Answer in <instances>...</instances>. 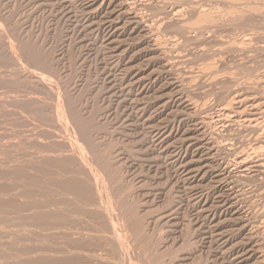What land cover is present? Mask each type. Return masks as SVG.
I'll return each instance as SVG.
<instances>
[{
  "label": "rangeland",
  "instance_id": "1",
  "mask_svg": "<svg viewBox=\"0 0 264 264\" xmlns=\"http://www.w3.org/2000/svg\"><path fill=\"white\" fill-rule=\"evenodd\" d=\"M263 164L264 0H0V264H264Z\"/></svg>",
  "mask_w": 264,
  "mask_h": 264
},
{
  "label": "bare ground",
  "instance_id": "2",
  "mask_svg": "<svg viewBox=\"0 0 264 264\" xmlns=\"http://www.w3.org/2000/svg\"><path fill=\"white\" fill-rule=\"evenodd\" d=\"M126 8H127V7H126ZM126 8H124V11L121 13L122 16H130V15H131V13H129V12L127 11ZM129 9H130V8H129ZM125 10H126V11H125ZM131 11H132V10H131ZM132 13H133V12H132ZM202 13H203V12H202ZM179 15H180V14H179ZM201 16H202V15H201ZM135 17H136V16H135ZM180 17H181V16H180ZM180 17H179V18H180ZM203 17H204V16H203ZM126 18H127V17H126ZM128 18H129V17H128ZM130 19L132 20L131 23L134 24V23H135L134 21H136V20L134 19V16H133L132 18H130ZM180 19H181V18H180ZM127 20H128V19H127ZM129 25H130V24H129ZM137 25H138V24H137ZM116 26H117V25H116ZM130 27H132V26H130ZM201 27H202V26H201ZM119 29H121V28H119ZM154 41H155V40H154ZM153 43H155V42H153ZM155 45H156V44H155ZM151 46H152V45H151ZM128 71H129V70H128ZM139 81H140V80H139ZM63 83H64V82H63ZM57 85H58V84H57ZM40 94H41V93H40ZM65 97H66V96H65ZM237 101H238V100H237ZM240 101H241V100H240ZM242 101H243V100H242ZM242 101H241L240 103H242ZM249 101H250V100H249ZM189 102H190V101H189ZM234 102H235V100H234ZM243 102H244V101H243ZM246 102H247V101H246ZM232 103H233V102H232ZM190 104H192V102H191ZM257 104H259V103H257ZM187 105H188V104H187ZM194 105H196V104H194ZM208 105H209V104H208ZM232 105H233V104H232ZM232 105H231V106H232ZM255 105H256V104H255ZM192 106H193V105H192ZM251 106H252V104H251ZM72 107H73V106H72ZM193 107H195V106H193ZM196 107H197V106H196ZM196 107H195V108H196ZM227 107H228V106H227ZM229 108H230V107H229ZM257 108H258V107H256V109H257ZM224 109H225V108H224ZM227 109H228V108H227ZM243 109L246 110V108H243ZM196 110H197V108H196ZM233 110H234V109H233ZM237 110H238V109H237ZM237 110H235V111H237ZM240 110H241V109H240ZM251 111H252V110H251ZM261 111H262V110H261ZM193 112H195V109H194ZM227 112H228V110H227ZM231 112H232V111H231ZM241 112H244V111H241ZM196 113H197V112H196ZM244 113H246V112H244ZM255 113H256V112H255ZM257 113H258V112H257ZM257 113H256V114H257ZM188 114H189V113H188ZM224 114H225V113H224ZM228 114H230V113H227V114H226V117H227ZM236 114H237V112H236ZM250 114H252V113H250ZM189 115H190V114H189ZM197 115H198V114H197ZM230 115H231V114H230ZM245 115H246V114H245ZM254 115H255V114H254ZM254 115H253V116H254ZM191 116H192V115H191ZM193 116H194V115H193ZM195 116H196V115H195ZM233 116H234V115H233ZM233 116H232V117H233ZM247 116H248V115H247ZM72 117H73V116H72ZM235 117H236V116H235ZM258 117H259V116H258ZM74 118H75V117H74ZM186 118H187V117H186ZM191 118H192V117H191ZM220 118H221V117H220ZM224 118H225V117H224ZM224 118H223V119H224ZM77 120H78V119H77ZM77 120H76V121H77ZM89 120H90V119H89ZM200 120H201V119H200ZM231 120H232V118H231ZM231 120H230V122H231ZM224 121H225V120H224ZM228 121H229V120H228ZM250 121H251V120H250ZM250 121H249V122H250ZM90 122H91V121H90ZM253 122H254V121H253ZM231 123H232V122H231ZM251 123H252V122H250V124H251ZM254 123H255V122H254ZM78 124H79V123H78ZM224 124H225V123H224ZM20 125H21V124H20ZM255 125H256V124H255ZM224 126H225V125H224ZM260 126H261V125H260ZM221 127H222V126H221ZM254 128H257V127H254ZM261 128H262V127H261ZM188 132H189V131H188ZM124 133H125V132H124ZM48 135H49V134H48ZM203 135H204V134H203ZM190 137H191V136H190ZM195 137H196V136H195ZM193 138H194V136H193ZM194 139H195V138H194ZM258 139H259V138H258ZM105 140H106V139H105ZM181 140H182V139H181ZM181 140H180V141H181ZM191 140H192V139H191ZM196 140H197V139H196ZM88 142H89V141H88ZM195 142H196V141H195ZM195 142H194V144H195ZM53 143H54V142H53ZM182 144H183V143H182ZM184 145H185V144H184ZM181 146H182V145H181ZM190 146H191V145H190ZM214 146H215V145H214ZM49 148H50V147H49ZM202 148H203V147H202ZM202 148H201V149H202ZM85 149H86V148H85ZM104 149H105V148H104ZM256 149H259V148H256ZM262 149H263V148H262ZM19 150H20V149H19ZM199 150H200V148H199ZM199 150H198V151H199ZM209 150H210V148H209ZM6 151H7V150H6ZM129 151H131V150H129ZM259 151H260V149H259ZM255 152H256V151H255ZM32 153H33V151H32ZM242 154H243V153H242ZM255 154H256V153H255ZM255 154H254V155H255ZM60 155H61V154H60ZM65 155H66V154H65ZM245 155H246V154H245ZM258 155H259V154H258ZM2 156H3V155H2ZM54 156H55V155H54ZM207 156H209V154H208ZM207 156H206V157H207ZM59 157H60V156H59ZM244 157H245V156H244ZM63 158H64V157H63ZM71 158H72V157H71ZM254 158H255V157H254ZM51 159H52V158H51ZM54 159H55V158H54ZM260 159H261V158H260ZM39 160H40V159H39ZM201 160H202V159H201ZM258 160H259V156H258ZM24 161H25V160H24ZM24 161H23V162H24ZM47 161H49V160H47ZM54 161H55V160H54ZM197 161H198V160H197ZM206 161H207V160H206ZM244 161H246V160H244ZM35 162H36V161H35ZM39 162H40V161H39ZM44 162H45V160H44ZM49 162H50V161H49ZM241 162H243V161H241ZM21 163H22V162H21ZM31 163H32V162H31ZM45 163H47V162H45ZM52 163H53V162H52ZM56 163H57V162H56ZM56 163H55V164H56ZM62 163H63V162L61 161V164H62ZM243 163H244V162H243ZM243 163H242V164H243ZM261 163H263V162H261ZM32 164H33V163H32ZM35 164H36V163H35ZM42 164H43V163H42ZM108 164H109V163H108ZM29 165H30V164H29ZM43 165H44V164H43ZM45 165H47V164H45ZM48 165H50V164H48ZM48 165H47V166H48ZM185 165H186V164H185ZM188 165H189V164H188ZM207 165H208V164H207ZM209 165H210V164H209ZM251 165H252V164H251ZM260 165L262 166V164H259L258 166H260ZM263 165H264V164H263ZM17 166H18V165H17ZM25 166H26V165H25ZM32 166H33V165H32ZM51 166H52V165H51ZM65 166H66V165H65ZM245 166H247V164H246ZM256 166H257V165H256ZM21 167H22V166H21ZM21 167H20V168H21ZM23 167H24V166H23ZM43 167H44V166H43ZM206 167H207V166H206ZM28 168H29V167H28ZM35 168H36V167H35ZM62 168H64V166H63ZM66 168H67V166H66ZM211 168H212V166H211ZM16 169H17V167H16ZM32 169H33V168H32ZM37 169H38V168H37ZM192 169H193V168H192ZM201 169H202V168H201ZM247 169H248V168H247ZM254 169H255V168H254ZM1 170H2V169H1ZM38 170H39V169H38ZM41 170H42V168H41ZM44 170H45V168H44ZM55 170H57V169H55ZM63 170H66V171H67L68 169H63ZM193 170H194V169H193ZM196 170H197V169H196ZM252 170H253V169H252ZM18 171H19V170H18ZM39 171H40V170H39ZM39 171H38V172H39ZM61 171H62V170H61ZM261 171H262V170H261ZM16 172H17V171H16ZM22 172H23V171H22ZM46 172H49V171H46ZM46 172H45V173H46ZM82 172H83V171H82ZM188 172H189V171H188ZM196 172H197V171H196ZM259 172H260V171H259ZM262 172H263V171H262ZM262 172H261V173H262ZM28 173H29V172H28ZM41 173H43V172H41ZM59 173L61 174L60 171H59ZM59 173H58V174H59ZM62 173H63V172H62ZM205 173H206V172H205ZM19 174H20V173H19ZM43 174H44V173H43ZM46 174H47V173H46ZM56 174H57V172H56ZM197 174H198V173H197ZM61 176H62V175H61ZM66 176H67V175H66ZM192 176H193V175H192ZM192 176H191V177H192ZM196 176H197V175H196ZM38 177H39V175H38ZM42 177H43V176H42ZM49 177H50V176H49ZM186 178H187V177H186ZM188 178H189V176H188ZM7 179H8V178H7ZM35 179H36V178H35ZM52 179H53V178H52ZM189 179H190V178H189ZM194 180H195V179H194ZM2 181H3V180H2ZM68 181H69V180H68ZM23 182H24V181H23ZM32 182H33V181H32ZM55 182H56V181H55ZM3 183H4V182H3ZM59 183H60V182H59ZM61 183H62V185H63L64 182L61 180ZM61 183H60V184H61ZM69 184H70V183H69ZM64 186H66V185H64ZM64 186H63V187H64ZM190 188H193V186L190 187ZM190 188H189V189H190ZM202 188H203V187H202ZM36 189H37V188H36ZM0 190H1V189H0ZM193 190H194V189H193ZM190 191H191V190H190ZM203 193H204V192H203ZM53 194H54V193H53ZM189 194H190V193H189ZM7 195H9V194H7ZM67 195H68V194H67ZM89 195H90V194H89ZM30 196H31V195H30ZM24 197H25V196H24ZM87 197H88V196H87ZM42 201H43V200H42ZM87 203H88V202H87ZM217 203H218V202H217ZM25 206H26V205H25ZM47 206H48V205H47ZM58 206H59V205H58ZM55 208H56V207H55ZM128 210H129V209H128ZM62 213H63V212H62ZM98 213H99V212H98ZM130 213H131V212H130ZM36 214H37V213H36ZM36 214H35V215H36ZM38 214H40V213H38ZM44 214H45V213H44ZM58 214H59V212H58ZM60 214H61V213H60ZM33 215H34V214H33ZM63 215H66V214H62V216H63ZM73 215H74V214H73ZM54 216H55V215H54ZM131 216H132V214H131ZM66 217H67V216H66ZM240 217H241V216H240ZM32 218H33V217H32ZM35 218H37V217H35ZM40 218H41V217H40ZM40 218H39V219H40ZM59 218H60V217H59ZM134 218H135V217H134ZM199 218H200V217H199ZM66 219H67V218H66ZM37 220H38V218H37L35 221H37ZM41 220H43V218H42ZM44 220H45V219H44ZM60 220H61V219H60ZM63 220H64V219H63V217H62L61 223H62ZM68 220H69V219H68ZM64 221H65V220H64ZM129 221H130V220H129ZM131 221H132V220H131ZM55 222H56V220H55ZM58 222L60 223V221H58ZM65 222H66V221H65ZM217 222H218V221H217ZM37 223H38V222H37ZM43 223H44V222H43ZM69 223H70V222H69ZM71 223H72V222H71ZM76 223H77V222H76ZM211 223H212V222H211ZM38 224H39V223H38ZM44 224H45V223H44ZM44 224H42V225H44ZM63 224H64V223H63ZM39 225H40V224H39ZM57 225H58V224H57ZM131 225H132V224H131ZM138 225H139V224H138ZM219 225H220V224H219ZM219 225H217V226H219ZM40 226H41V225H40ZM58 226H59V225H58ZM58 226H57V227H58ZM213 227H214V226H213ZM59 228H60V226H59ZM49 229H50V228H49ZM139 229H140V228H139ZM142 232H143V231H142ZM222 233H223V232H222ZM223 234H224V233H223ZM54 236H55V235H54ZM121 236H122V234H121ZM134 236H135V235H134ZM250 237H251V235H250ZM58 238H59V237H58ZM136 239H137V238H136ZM141 240H142V239H141ZM248 240H249V239H248ZM143 241H144V240H143ZM144 242H145V241H144ZM246 242H247V241H246ZM51 243H52V242H51ZM126 243H127V242H126ZM62 244H63V243H62ZM63 246H64V245H63ZM38 247H39V246H38ZM67 247H68V246H67ZM67 247H66V248H67ZM144 247H145V246H144ZM34 248H35V247H34ZM73 248H74V247H73ZM116 248H117V247H116ZM31 249H32V248H31ZM35 249H36V248H35ZM38 249H40V247H39ZM43 249H44V248H43ZM46 249H48V248H46ZM59 249H62V248H59ZM67 249H68V248H67ZM73 250H74V249H73ZM115 251H116V250H115ZM60 252H61V251H60ZM90 252H91V251H90ZM121 252H122V251H121ZM3 253H5V252L3 251ZM20 254H21V253H20ZM54 254H55V253H54ZM72 254H73V253H72ZM89 254H90V253H89ZM4 255H5V254H4ZM4 255H3V256H4ZM27 255H28V254H27ZM46 255H47V254H46ZM66 256H67V255H66ZM96 256H97V255H96ZM5 257H6V256H4V257H2V258H5ZM7 257H8V256H7ZM147 257H148V256H147ZM6 259H7V258H6ZM36 259H37V258H36ZM36 259H33L32 261H34V260H36ZM153 259H154V258H153ZM2 260H3V259H2ZM37 260H38V259H37ZM37 260H36V261H37ZM26 261H27V260H26ZM109 261H110V260H109ZM4 262H6V261H4ZM13 262H14V261H13ZM64 262H65V261H64ZM159 262H160V261H159ZM8 263H9V262H8ZM29 263H31V262H29ZM33 263H34V262H32V264H33ZM4 264H5V263H4ZM12 264H13V263H12ZM26 264H27V263H26ZM35 264H36V262H35Z\"/></svg>",
  "mask_w": 264,
  "mask_h": 264
}]
</instances>
